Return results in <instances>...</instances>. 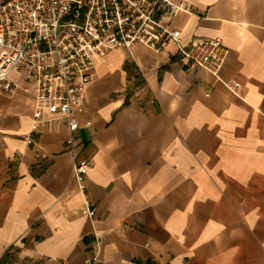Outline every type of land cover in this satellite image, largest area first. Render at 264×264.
<instances>
[{"label":"crops","instance_id":"1","mask_svg":"<svg viewBox=\"0 0 264 264\" xmlns=\"http://www.w3.org/2000/svg\"><path fill=\"white\" fill-rule=\"evenodd\" d=\"M181 41L219 36V79L160 52L109 46L74 112L90 159L83 206L66 118L27 144L32 94L0 89V264H264V0H173ZM240 83L239 94L224 84ZM39 148L43 156H36Z\"/></svg>","mask_w":264,"mask_h":264},{"label":"built area","instance_id":"2","mask_svg":"<svg viewBox=\"0 0 264 264\" xmlns=\"http://www.w3.org/2000/svg\"><path fill=\"white\" fill-rule=\"evenodd\" d=\"M182 10L187 6L173 0H0V89L12 91L15 83L7 74L16 70L32 94L33 124L25 135L27 144H33L32 134L49 123L45 112L66 118L64 143L88 215L93 207L85 194V177L92 163L78 157L74 112L82 109L95 56L104 55L109 46L139 45L160 52L172 41L186 71L200 68L219 79L227 47L219 36L183 43L180 31L169 25ZM224 84L239 94V82ZM36 156H43L39 148ZM81 264H96V259Z\"/></svg>","mask_w":264,"mask_h":264}]
</instances>
